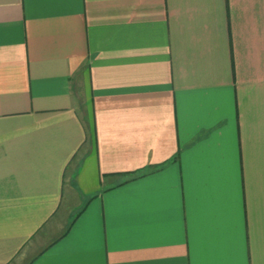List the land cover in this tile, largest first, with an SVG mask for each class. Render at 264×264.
Segmentation results:
<instances>
[{
    "label": "crops",
    "instance_id": "0c3cea01",
    "mask_svg": "<svg viewBox=\"0 0 264 264\" xmlns=\"http://www.w3.org/2000/svg\"><path fill=\"white\" fill-rule=\"evenodd\" d=\"M0 264H264V0H0Z\"/></svg>",
    "mask_w": 264,
    "mask_h": 264
}]
</instances>
